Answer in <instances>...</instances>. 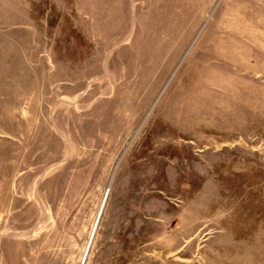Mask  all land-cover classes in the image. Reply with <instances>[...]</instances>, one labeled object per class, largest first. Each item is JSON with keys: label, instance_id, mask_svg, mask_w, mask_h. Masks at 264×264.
<instances>
[{"label": "rangeland", "instance_id": "374dc122", "mask_svg": "<svg viewBox=\"0 0 264 264\" xmlns=\"http://www.w3.org/2000/svg\"><path fill=\"white\" fill-rule=\"evenodd\" d=\"M0 264H264V0H0Z\"/></svg>", "mask_w": 264, "mask_h": 264}]
</instances>
